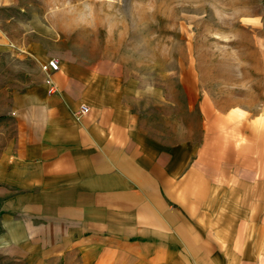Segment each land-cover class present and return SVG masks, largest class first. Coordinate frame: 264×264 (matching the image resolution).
I'll return each mask as SVG.
<instances>
[{
    "label": "crops",
    "instance_id": "0c3cea01",
    "mask_svg": "<svg viewBox=\"0 0 264 264\" xmlns=\"http://www.w3.org/2000/svg\"><path fill=\"white\" fill-rule=\"evenodd\" d=\"M42 13L0 0V60L18 51L60 65L2 118L7 261L264 264V113L149 129L114 62L40 48Z\"/></svg>",
    "mask_w": 264,
    "mask_h": 264
},
{
    "label": "rangeland",
    "instance_id": "374dc122",
    "mask_svg": "<svg viewBox=\"0 0 264 264\" xmlns=\"http://www.w3.org/2000/svg\"><path fill=\"white\" fill-rule=\"evenodd\" d=\"M32 3L43 10L40 48L88 65L114 62L149 129L264 113V0ZM51 59L58 58L39 64L13 51L0 60V153L9 139L3 116L18 92L50 71L43 66ZM3 216L0 210V264H17L4 257Z\"/></svg>",
    "mask_w": 264,
    "mask_h": 264
},
{
    "label": "built area",
    "instance_id": "2783aa9c",
    "mask_svg": "<svg viewBox=\"0 0 264 264\" xmlns=\"http://www.w3.org/2000/svg\"><path fill=\"white\" fill-rule=\"evenodd\" d=\"M59 66L60 65H59L58 59H51L43 66V68L45 69V71H48V70L56 71L59 69ZM48 80H49L48 83L50 85L49 91L50 92H56L58 90L57 84L54 83L51 79H48ZM87 110H88L87 106H82V108H81L82 112H85Z\"/></svg>",
    "mask_w": 264,
    "mask_h": 264
}]
</instances>
